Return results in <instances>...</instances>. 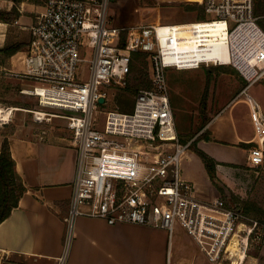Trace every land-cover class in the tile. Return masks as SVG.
I'll list each match as a JSON object with an SVG mask.
<instances>
[{
    "label": "built area",
    "instance_id": "2783aa9c",
    "mask_svg": "<svg viewBox=\"0 0 264 264\" xmlns=\"http://www.w3.org/2000/svg\"><path fill=\"white\" fill-rule=\"evenodd\" d=\"M109 7L110 0H46L30 26L24 68L7 72L32 81L20 91L36 95L42 107L67 112L78 151L67 242L78 215L164 227L170 235L179 223L209 259L222 263L236 247L244 215L218 198L199 197L184 175L183 157L192 140L179 137L169 70L181 68L167 61L165 50L199 52L225 45L223 56L199 61L195 68L228 64L245 79L234 100L243 97L249 106L254 129L249 162L263 164L264 110L249 92L264 78V29L255 0H202L203 19L158 24H117ZM138 52L148 56L151 85L139 89L132 111L101 110L111 87L127 85ZM15 110L0 105V127ZM32 112L37 121L48 114Z\"/></svg>",
    "mask_w": 264,
    "mask_h": 264
},
{
    "label": "crops",
    "instance_id": "0c3cea01",
    "mask_svg": "<svg viewBox=\"0 0 264 264\" xmlns=\"http://www.w3.org/2000/svg\"><path fill=\"white\" fill-rule=\"evenodd\" d=\"M20 3L0 0V8L3 9L10 10L16 4L19 15L14 24H19L23 17H27L25 22L30 24L28 31H21L25 33L20 37L14 33L10 38L8 31L6 33L8 22L0 20V52L10 40L23 43L20 49L7 57L4 67L8 70L24 68L23 59L31 39L30 26L44 9V5H38L36 11L32 9L35 17L25 16L22 14L25 2ZM19 80L22 81V88L33 86L30 80ZM238 101L233 99L211 116L203 127L209 138L202 136L196 140L198 147L217 161L216 175L224 181L231 173L229 168L245 163L251 165L248 156L241 162L233 153L238 147H250L254 136L249 106L240 109L235 106ZM4 137L9 141L16 170L27 189L19 205L0 224V264H18L16 261L20 258L31 264H59L61 258L64 259L63 264H215L186 231L170 235L164 227L137 223L110 224L103 218L86 215L75 218L68 244L66 217L76 177L77 146L72 138L69 142L75 147L71 149L65 138L57 135L25 136L15 130L5 135L0 130V149ZM197 155L192 149V154H187L183 162L187 158L198 160ZM183 172L195 183L199 197L213 200L218 196L219 190L208 171L203 182L186 170L184 163Z\"/></svg>",
    "mask_w": 264,
    "mask_h": 264
},
{
    "label": "rangeland",
    "instance_id": "374dc122",
    "mask_svg": "<svg viewBox=\"0 0 264 264\" xmlns=\"http://www.w3.org/2000/svg\"><path fill=\"white\" fill-rule=\"evenodd\" d=\"M24 2L25 11L22 14L35 17L34 10L38 9V5H44L46 0H24ZM21 5L20 3L19 6ZM196 5L202 7V0H110L109 9L114 16V21L120 25L158 24L203 19L205 15L203 9L199 7L190 9ZM26 18L23 17L19 24L8 22L6 33L8 31L10 38L11 34L15 33L17 37H20L29 30L28 25L30 24L26 23ZM13 42V40L9 41V43ZM220 51L222 54L225 53L224 48L212 47L205 51H194V55L200 57L199 61H214L219 56H223ZM199 61L191 62L187 59L179 65L181 69L169 70L171 100L179 137L182 142L192 140L190 148L184 154L183 161L187 154H192L194 142L207 131L203 127L209 122L211 116L232 102L245 85V79L234 66L211 63L195 68ZM7 62L6 54L0 52V105L14 106L16 110L10 122L4 125L5 127H0V130L5 135L14 130L25 136L46 134L55 137L57 135L65 138L63 140L68 148L75 147L69 142L73 137V132L68 126L67 112L57 108L42 107L36 95L21 92L22 81L7 73L8 69L4 67ZM147 75L151 80L148 56L143 55L141 61H133L132 73L127 85L111 87L108 101L101 110L132 111L139 89L151 85L139 81L140 76ZM249 92L259 99L264 110V78L253 84ZM235 106L240 109L248 108L243 97ZM36 109L48 113L44 120L35 119L32 110ZM102 116L104 117V114ZM49 117L52 118L47 119ZM103 117L100 119L102 120ZM5 139L7 137H4ZM247 147L241 146L234 149L235 158L241 162L245 161L247 156L249 157ZM197 159L193 161L187 158L183 163L186 170L203 182L204 176L208 175L207 169L202 158L197 155ZM229 171L231 173L227 175V181L217 177L219 190L217 197L227 207L235 208L244 217L241 218L238 228L240 236L234 242L236 247L232 252L227 253L228 257L222 260L221 264H235L236 260H238L237 264H264V163L259 166L247 163L236 165L229 168ZM181 231H186V229L179 223L175 224L173 232L177 234ZM242 254L244 257L239 259V255ZM16 262L31 264L28 260L21 258Z\"/></svg>",
    "mask_w": 264,
    "mask_h": 264
},
{
    "label": "trees",
    "instance_id": "16d2710c",
    "mask_svg": "<svg viewBox=\"0 0 264 264\" xmlns=\"http://www.w3.org/2000/svg\"><path fill=\"white\" fill-rule=\"evenodd\" d=\"M16 4L23 0H14ZM16 4L10 9L0 8V20L5 22H13L19 15V10ZM201 8L200 5L192 6V8ZM255 12L259 17V23L264 29V0H255ZM204 17V16H203ZM23 46L22 42L7 43L1 52L5 53L7 57L16 52ZM143 52H138L135 55L136 61H141ZM140 70V69H139ZM139 81L145 84H151V80L148 75L145 77L140 76ZM203 137H208V134H203ZM185 142V141H183ZM192 149L202 158L206 169L210 175L211 180L216 186H218V178L216 176V164L217 161L210 156L207 152L197 146V142H194ZM27 187L25 186L22 176L16 170V162L12 156L8 139H5L0 149V224L7 219L13 209L19 205V200Z\"/></svg>",
    "mask_w": 264,
    "mask_h": 264
},
{
    "label": "bare ground",
    "instance_id": "6f19581e",
    "mask_svg": "<svg viewBox=\"0 0 264 264\" xmlns=\"http://www.w3.org/2000/svg\"><path fill=\"white\" fill-rule=\"evenodd\" d=\"M221 48L226 49L225 45H222ZM165 57L167 59V61H172V63H174L175 65H182L185 61H187V59H190L191 62L193 61H199L198 59L200 58L197 55H194V51H190V50H186V51H179L176 52L175 50H171L169 48H166L165 50ZM19 109V107H18ZM11 109H7L5 111L6 116L7 114L10 115ZM241 254V253H240ZM244 254H242L241 256L239 255V259L243 258ZM238 261V260H237Z\"/></svg>",
    "mask_w": 264,
    "mask_h": 264
},
{
    "label": "water",
    "instance_id": "95a60500",
    "mask_svg": "<svg viewBox=\"0 0 264 264\" xmlns=\"http://www.w3.org/2000/svg\"><path fill=\"white\" fill-rule=\"evenodd\" d=\"M104 100H105V98H104V97H101V98H100V102H101V103H103V102H104Z\"/></svg>",
    "mask_w": 264,
    "mask_h": 264
}]
</instances>
